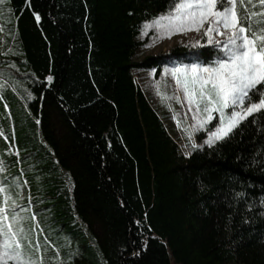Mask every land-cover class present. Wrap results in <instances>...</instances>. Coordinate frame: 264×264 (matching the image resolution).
<instances>
[{
	"label": "trees",
	"instance_id": "1",
	"mask_svg": "<svg viewBox=\"0 0 264 264\" xmlns=\"http://www.w3.org/2000/svg\"><path fill=\"white\" fill-rule=\"evenodd\" d=\"M168 6L169 0H0V90L22 88V101L10 88L6 96L18 142L34 158L24 167L27 156L11 153L7 120L0 184L15 214L24 216V200L27 216L33 218V205L40 219L36 231L26 232L33 259L264 264V115L185 155L137 82L136 70L156 69L160 77L168 64L138 59L146 13ZM6 111L0 98L5 120Z\"/></svg>",
	"mask_w": 264,
	"mask_h": 264
},
{
	"label": "snow or ice",
	"instance_id": "2",
	"mask_svg": "<svg viewBox=\"0 0 264 264\" xmlns=\"http://www.w3.org/2000/svg\"><path fill=\"white\" fill-rule=\"evenodd\" d=\"M146 15L151 19L143 22L144 30L151 28L159 36L170 38L176 33L203 29L205 43L196 41L192 46L211 49L203 60L198 52L191 63L163 69L183 90L192 113V130L185 131L193 148L212 147L229 138L249 116L254 122V114L264 115V92L260 90L264 88V0H169L166 11ZM36 19H40L38 14ZM52 79L47 77L48 81ZM192 131L204 132V144L192 140ZM2 167L0 161V170ZM9 200L6 187L0 184V264H43L42 256L33 259L25 250L23 218L15 214V201L9 205Z\"/></svg>",
	"mask_w": 264,
	"mask_h": 264
},
{
	"label": "rangeland",
	"instance_id": "3",
	"mask_svg": "<svg viewBox=\"0 0 264 264\" xmlns=\"http://www.w3.org/2000/svg\"><path fill=\"white\" fill-rule=\"evenodd\" d=\"M206 26L207 25H205V27ZM139 40L143 42L138 56L139 60H143L151 56L160 58L162 57L163 59L168 61V64L166 66H168L169 68L179 63H191L195 61L197 59L198 52L203 54L199 57L201 60L211 54V49L208 47L196 48L192 46L196 41H200L201 44L205 43L203 39V29H201L200 31L192 30L183 33H176L171 35V37L169 38L167 36H159L156 31L151 28L144 30L143 26L142 33L139 36ZM176 48H184L182 54H177L175 51ZM135 74L137 82L144 89L152 104L160 112L169 132L181 145L182 150L185 153H190L193 148L192 142L189 140L185 129L192 130L194 120L192 118V113L188 109L184 92L175 83L174 77L170 73H165L164 71H162L160 77H157L156 71L155 73H153L152 70H136ZM9 88L13 92V98H15L18 102L24 99L22 88L19 89L16 84H11L10 86L7 85V87L2 86V90H0V97L5 100L8 119L5 120V117L0 114V129L1 127L6 126L7 120H10V123L12 122L14 145L10 146V150L12 154L16 153L19 159L27 156V159H24L25 161H23V163L21 161V164H23L24 167H27L28 162H34L32 161V159L34 158L33 156L26 154L27 150L23 149L18 142L17 130L15 129L14 125L15 118L13 110L11 109L9 98H7L6 96V91H8ZM177 97H179V100L177 99ZM174 116L175 119L173 118ZM177 121H179V126ZM208 130L210 131L211 127H209ZM1 131L5 139H7L8 134H6V131ZM201 133L204 132L192 131V140H194L196 144H204L205 134L203 135L204 137L200 138ZM0 151H2V149H0ZM3 155V153H0V161H3V165L5 166L4 163L6 161V157ZM6 169H9V167L6 166ZM21 195L22 199H25L24 197L26 196V192L23 188L21 189ZM20 202L19 212L22 210L20 214L24 215L21 217L24 218L23 225L25 226V231L27 233L32 232V229L33 231H36L37 225H41V222L36 214L35 208L33 207V205L29 206L30 212L33 216V218L31 219L27 216L29 211H26L25 201L22 200ZM21 205L24 207H21ZM23 244L26 248V244L28 245L29 242H25L24 240ZM173 264H177L174 259Z\"/></svg>",
	"mask_w": 264,
	"mask_h": 264
}]
</instances>
